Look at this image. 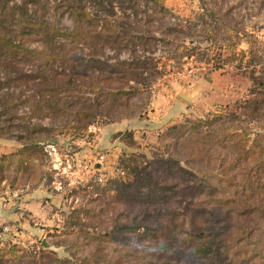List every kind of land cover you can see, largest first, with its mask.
<instances>
[{
    "label": "rangeland",
    "instance_id": "obj_1",
    "mask_svg": "<svg viewBox=\"0 0 264 264\" xmlns=\"http://www.w3.org/2000/svg\"><path fill=\"white\" fill-rule=\"evenodd\" d=\"M0 38V264H264V0H0Z\"/></svg>",
    "mask_w": 264,
    "mask_h": 264
},
{
    "label": "crops",
    "instance_id": "obj_2",
    "mask_svg": "<svg viewBox=\"0 0 264 264\" xmlns=\"http://www.w3.org/2000/svg\"><path fill=\"white\" fill-rule=\"evenodd\" d=\"M213 73L210 72V75L212 76ZM215 78V76H213ZM209 79V78H208ZM207 79V80H208ZM211 79V78H210ZM205 80V82H208ZM215 81L212 80V82H208L210 84L207 90H204V93L202 95L203 100L199 99L196 100V98L201 97L200 93L205 89L204 85L199 86L200 82H197L196 84L191 85L189 90L187 92H182L187 96V99L181 97L179 95V92H175L173 96L170 94L165 96L163 99V105L161 110L157 111L155 110L153 114V119L151 118V115H149V124L156 125L158 127L163 126L164 128L168 125L175 123L177 121H181L183 117H189V115L195 114L197 110L201 111L204 108H208L213 103H221V102H227V100H230L233 98L231 95L233 92L229 91L231 94L228 93V87L221 88L220 90L216 89L217 83H214ZM225 86V85H224ZM228 86V85H227ZM209 92V94L206 96V94ZM230 95V96H229ZM207 97V99H205ZM196 109V110H195ZM151 120V121H150ZM139 125L145 127L147 122H143L141 119L137 120ZM135 124V123H134ZM141 128V127H139ZM136 135L134 134V138ZM110 145V144H109ZM115 145L112 144L111 148ZM111 149V150H112ZM46 200L47 196L43 194L40 190H33L32 192H29L26 194L25 198H23V203L19 207L26 208L33 213H41L46 209ZM3 215L0 214V218H2Z\"/></svg>",
    "mask_w": 264,
    "mask_h": 264
},
{
    "label": "trees",
    "instance_id": "obj_3",
    "mask_svg": "<svg viewBox=\"0 0 264 264\" xmlns=\"http://www.w3.org/2000/svg\"><path fill=\"white\" fill-rule=\"evenodd\" d=\"M80 14H82V13H79V15ZM71 34V32H65V33H62V35L64 36V37H67V36H69ZM79 43H84V44H86L87 46H90V45H92V44H95L96 43V40H85V41H83V42H79ZM15 45H13L12 43H7V42H5V41H3L1 38H0V50H1V52H6V53H10L12 50V47H14ZM50 57H51V59L53 58L52 56H53V54H51V55H49ZM50 57H48L47 59H49ZM7 57L6 56H4L3 54H0V69L2 68V67H7L8 65L10 66V63H8V62H6L7 60ZM65 59L66 60H71V57L70 56H68V55H66V57H65ZM101 60L100 59H98V58H96L95 56L94 57H89V58H87V59H84V64H83V66H86L88 63H94V62H100ZM141 61V60H140ZM107 67H110L109 65H106ZM71 70H76L77 69V64H75L74 66H70L69 67ZM56 69L54 68V69H52V72L54 71V72H56L55 71ZM255 78H257V77H255ZM255 86H256V84H251V89H250V92L254 95L256 92H254V90H257V89H259V88H255ZM252 95V97H250V98H248V99H244V100H242V104L243 105H247V106H250V105H254V103L255 102H257V100L258 99H256L257 98V96H253ZM39 98L37 97V98H34V100H35V102H37V101H40V100H38ZM173 127H176V126H171L170 128H172L173 129ZM43 130H45V127H42V126H40V127H38V132H40V131H43ZM128 133V135L130 136L131 135V132H127ZM124 133L122 132V133H119V136L121 135L122 137L123 136H125V135H123ZM124 138V137H123ZM130 139H131V141L132 142H134L135 140H133L132 138H131V136H130ZM131 141L129 142L130 144H131ZM36 145H38L37 143H36ZM249 152V151H248ZM13 155H15V154H13ZM11 156H12V154H11ZM10 156V157H11ZM2 158H3V156H2ZM0 160H2L1 159V157H0ZM127 184H129V183H127ZM127 186H130V185H127ZM127 189V188H126ZM127 226H123V227H120L119 229H124V230H126V229H131V230H135L136 231V227H138V226H136V227H129V228H126Z\"/></svg>",
    "mask_w": 264,
    "mask_h": 264
},
{
    "label": "water",
    "instance_id": "obj_4",
    "mask_svg": "<svg viewBox=\"0 0 264 264\" xmlns=\"http://www.w3.org/2000/svg\"><path fill=\"white\" fill-rule=\"evenodd\" d=\"M179 95H180L181 97L187 99V96H186L184 93L180 92Z\"/></svg>",
    "mask_w": 264,
    "mask_h": 264
}]
</instances>
